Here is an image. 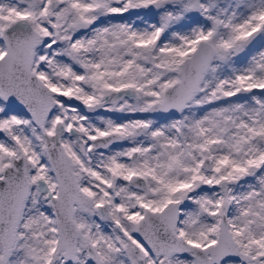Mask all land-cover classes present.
I'll return each instance as SVG.
<instances>
[{"label":"snow or ice","instance_id":"obj_1","mask_svg":"<svg viewBox=\"0 0 264 264\" xmlns=\"http://www.w3.org/2000/svg\"><path fill=\"white\" fill-rule=\"evenodd\" d=\"M0 264H264V0H0Z\"/></svg>","mask_w":264,"mask_h":264}]
</instances>
